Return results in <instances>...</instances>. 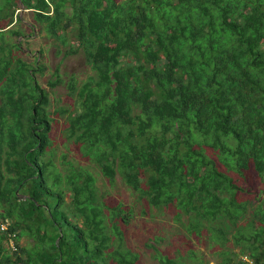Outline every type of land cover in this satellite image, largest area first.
<instances>
[{
	"label": "trees",
	"instance_id": "1",
	"mask_svg": "<svg viewBox=\"0 0 264 264\" xmlns=\"http://www.w3.org/2000/svg\"><path fill=\"white\" fill-rule=\"evenodd\" d=\"M23 9L95 71L56 112L98 172L55 161L48 91L3 43ZM0 52V264H186L162 234L129 243L118 178L215 264H264V0H0Z\"/></svg>",
	"mask_w": 264,
	"mask_h": 264
},
{
	"label": "rangeland",
	"instance_id": "2",
	"mask_svg": "<svg viewBox=\"0 0 264 264\" xmlns=\"http://www.w3.org/2000/svg\"><path fill=\"white\" fill-rule=\"evenodd\" d=\"M18 11L23 20L21 22L16 20L9 27L21 31L22 34L17 35L6 32L3 43L13 45L12 52L15 55L23 57L36 67L35 76L40 85L48 91L50 99L48 107L52 112L51 116L54 117L50 136L57 142L55 161L59 162L60 155L65 152L74 160L93 167L98 172V167H95L92 164L93 162L82 155L79 147L66 139L69 113L56 112L61 107L73 108L75 106V98L68 95L67 81L74 77L79 83H82L90 75L95 74V71L92 70V66L83 54V49L78 48V41L72 33H70L67 42L64 43L42 30L41 24L35 22L29 9ZM33 26L35 27L33 28ZM18 42L20 44L19 48L14 46V43ZM38 56L39 61H37ZM56 71H59L58 74L64 79V83L52 87L50 81L55 80ZM231 174L237 176L234 172ZM98 176L100 183L107 185L106 178L102 174ZM245 181L243 184L246 183L248 186V182ZM108 189L111 192V198L114 197L126 205L134 207V216L127 227L130 233L129 243L141 244L144 247V244L149 240L151 241L155 235L162 234L166 237V240L161 242L159 246L164 252H170L172 255L182 252L185 255L186 264H201V258L204 260V264L216 263L215 251L217 248L210 247L205 239L199 240L194 236L185 235L186 231L181 229L183 227L182 223L173 219V211L170 210L165 213L152 211L144 200L138 198V193L120 178ZM22 241L27 245L31 239L23 237ZM190 250H194L196 253L190 252ZM142 264L156 263L148 253Z\"/></svg>",
	"mask_w": 264,
	"mask_h": 264
},
{
	"label": "built area",
	"instance_id": "3",
	"mask_svg": "<svg viewBox=\"0 0 264 264\" xmlns=\"http://www.w3.org/2000/svg\"><path fill=\"white\" fill-rule=\"evenodd\" d=\"M1 228L4 230V229H6V226H5V225H2V227H1Z\"/></svg>",
	"mask_w": 264,
	"mask_h": 264
}]
</instances>
